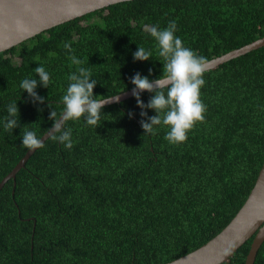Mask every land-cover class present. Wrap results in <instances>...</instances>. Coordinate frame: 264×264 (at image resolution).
<instances>
[{
    "label": "trees",
    "instance_id": "obj_1",
    "mask_svg": "<svg viewBox=\"0 0 264 264\" xmlns=\"http://www.w3.org/2000/svg\"><path fill=\"white\" fill-rule=\"evenodd\" d=\"M172 20L185 46L209 60L264 36V0H127L0 52V180L27 151L25 129L41 137L62 114L68 76L78 67L91 69L98 99L133 87L137 72L159 78L163 65L147 27ZM138 46L152 59L134 62ZM72 54L83 64H72ZM40 65L51 84L37 89L45 103L33 104L19 84ZM204 79L205 119L182 144L168 143L165 127L145 134L133 96L105 105L96 129L83 118L63 122L73 147L50 135L15 183L0 189V264H163L217 234L264 161V45L205 70ZM151 95L141 94L145 104ZM13 100L20 126L11 132L2 121ZM251 241L221 264H244ZM253 264H264V240Z\"/></svg>",
    "mask_w": 264,
    "mask_h": 264
},
{
    "label": "clouds",
    "instance_id": "obj_2",
    "mask_svg": "<svg viewBox=\"0 0 264 264\" xmlns=\"http://www.w3.org/2000/svg\"><path fill=\"white\" fill-rule=\"evenodd\" d=\"M148 35L155 41L158 56L162 61V75L150 80L148 76L135 73L130 82L134 86L132 95L137 106L141 109L140 124L145 134H153L158 127L167 129L164 139L173 145L182 144L188 139V133L197 122L205 119L206 105L201 100V89L205 86L204 57L198 55L193 49L185 46L182 39L176 34L178 31L175 20L169 21L166 27L158 24L147 27ZM63 47L68 53H73L70 43ZM133 61L144 62L152 59V51L138 46L132 53ZM72 64L82 65L83 61L72 54L69 57ZM35 78L26 77L20 81L19 87L27 93L29 101L33 104H44L46 98L38 94V87L45 89L51 84L50 73L43 65L35 69ZM151 75V69H149ZM98 81L93 78L90 68L78 67L68 76V85L62 96L63 111L60 121L53 122L49 135L64 147H73L72 131L63 127L65 121H79L83 118L86 126L97 128L100 126L102 113L106 104L119 101V94L98 99L94 88ZM166 89V91H165ZM147 91L151 98L145 104L141 94ZM21 97V96H20ZM20 99V98H19ZM18 100H13L6 106L7 116L2 125L5 131H13L20 126V113ZM146 109H151L155 115L148 116ZM55 115L50 112V119ZM129 118L135 114L130 112ZM21 144L28 150H35L43 145L42 139L33 130L25 129L21 136Z\"/></svg>",
    "mask_w": 264,
    "mask_h": 264
},
{
    "label": "water",
    "instance_id": "obj_3",
    "mask_svg": "<svg viewBox=\"0 0 264 264\" xmlns=\"http://www.w3.org/2000/svg\"><path fill=\"white\" fill-rule=\"evenodd\" d=\"M122 1L127 0H0V52L53 26ZM263 45L264 36L206 60L205 70L214 69L225 61ZM133 87L117 93L120 96L119 101L108 104L133 96ZM61 116L62 114L56 121H60ZM50 128L41 135L42 142L50 136ZM35 150L27 149L0 180V189L9 179H13V184L15 183L16 172L25 165ZM250 237L252 241L244 264L254 263L256 253L264 240V161L246 199L230 221L201 246L163 264H221L229 261L238 247Z\"/></svg>",
    "mask_w": 264,
    "mask_h": 264
}]
</instances>
